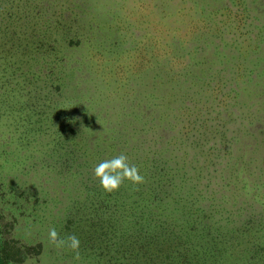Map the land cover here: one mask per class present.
Here are the masks:
<instances>
[{"label":"trees","instance_id":"obj_1","mask_svg":"<svg viewBox=\"0 0 264 264\" xmlns=\"http://www.w3.org/2000/svg\"><path fill=\"white\" fill-rule=\"evenodd\" d=\"M120 154L145 180L107 192ZM263 161L264 0H0V264L45 175L88 264H264Z\"/></svg>","mask_w":264,"mask_h":264},{"label":"rangeland","instance_id":"obj_2","mask_svg":"<svg viewBox=\"0 0 264 264\" xmlns=\"http://www.w3.org/2000/svg\"><path fill=\"white\" fill-rule=\"evenodd\" d=\"M138 5L139 4H133L131 8L133 10H136L138 9L137 8ZM144 18L145 19L143 20L150 24V29H151L154 22L153 20H155V18L151 19L150 17H146V16H144ZM142 26L145 28L144 23H142ZM257 164L259 165V168L260 167L262 168L264 166V163L262 164V162L261 163L258 162ZM6 181L7 182L13 181L12 186L6 190L0 188V201L1 202H4V200L9 201L11 205L6 204V207L16 208L14 202H16V200L19 199H24L25 195H21L20 192L22 188H25V185L21 183L22 181L16 175H8ZM51 182L52 180H50L49 175L43 176V186L45 188V192L47 191L51 192V194L48 193L47 195L48 199L43 196H41L40 198L28 197V199L25 200V205H24L25 208L22 207V209L20 208L17 209L16 214L19 218V223L15 229L12 228L13 230L10 231L11 236L16 237L14 238V241L12 240L13 241L12 245L21 248H26V244H28L30 246H35V247L32 248L29 247L28 249L29 251L26 252L25 255L26 257L23 261L21 262L11 261L9 264H88L90 263L89 260H84L82 258H80L79 260L74 259L75 256H72L67 250V248L64 247L57 248L54 245H52L49 241L50 229L54 227L52 223V219L54 218V215H56L57 211H59V214L64 212L65 204L68 206V203H66L65 201V197L68 196V194H66V190L64 189L63 192L61 193L58 192L60 195H55V193H57L56 187L58 186L59 183L57 180H55L54 184ZM32 186L33 185L30 183L29 187ZM258 193H260V195H264V184L260 188H258ZM50 198L54 202V204H51V202L49 201ZM48 203L50 205L51 210L50 208L49 209L46 208ZM257 205L259 206V204ZM64 215L65 212L58 220L62 219ZM15 224H17V222H14V225ZM61 226L63 225H59L60 231L62 229ZM9 227H10L9 224H7L6 226H2L3 229L6 228V233L7 232L9 233V231L7 230ZM59 229H57L56 231L58 232L60 237L61 232L59 231ZM28 236L33 238L32 241H30L29 243L26 240V237ZM23 241L27 243H24Z\"/></svg>","mask_w":264,"mask_h":264},{"label":"clouds","instance_id":"obj_3","mask_svg":"<svg viewBox=\"0 0 264 264\" xmlns=\"http://www.w3.org/2000/svg\"><path fill=\"white\" fill-rule=\"evenodd\" d=\"M94 174L99 178L102 187L107 192L118 190L125 180H129L133 184H141L145 180L137 166L128 162V157L125 154L99 163L94 168ZM49 241L57 248L67 247L71 249L75 253L74 259H80V240L75 235L60 238L56 229L52 228L49 232Z\"/></svg>","mask_w":264,"mask_h":264}]
</instances>
